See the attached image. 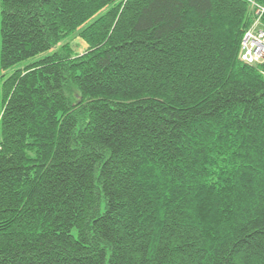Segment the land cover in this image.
Instances as JSON below:
<instances>
[{
  "label": "trees",
  "instance_id": "trees-1",
  "mask_svg": "<svg viewBox=\"0 0 264 264\" xmlns=\"http://www.w3.org/2000/svg\"><path fill=\"white\" fill-rule=\"evenodd\" d=\"M256 6L0 0V264H264Z\"/></svg>",
  "mask_w": 264,
  "mask_h": 264
},
{
  "label": "built area",
  "instance_id": "built-area-1",
  "mask_svg": "<svg viewBox=\"0 0 264 264\" xmlns=\"http://www.w3.org/2000/svg\"><path fill=\"white\" fill-rule=\"evenodd\" d=\"M264 14V8L256 6L255 22L246 31L240 48V61L247 65L264 64V31L259 29V20Z\"/></svg>",
  "mask_w": 264,
  "mask_h": 264
},
{
  "label": "rangeland",
  "instance_id": "rangeland-1",
  "mask_svg": "<svg viewBox=\"0 0 264 264\" xmlns=\"http://www.w3.org/2000/svg\"><path fill=\"white\" fill-rule=\"evenodd\" d=\"M69 42L72 44L74 49L76 51H79L80 53H83L86 49L85 43L77 37L72 38V40H70Z\"/></svg>",
  "mask_w": 264,
  "mask_h": 264
}]
</instances>
